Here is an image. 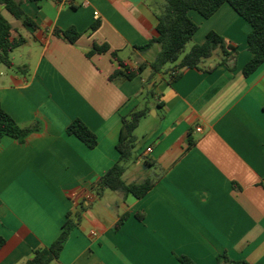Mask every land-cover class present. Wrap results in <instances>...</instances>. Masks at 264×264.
I'll use <instances>...</instances> for the list:
<instances>
[{
  "label": "crops",
  "instance_id": "0c3cea01",
  "mask_svg": "<svg viewBox=\"0 0 264 264\" xmlns=\"http://www.w3.org/2000/svg\"><path fill=\"white\" fill-rule=\"evenodd\" d=\"M162 6L161 0H25L37 26L31 33L0 5L16 35L27 39L12 54L13 68L0 65L2 106L21 127L40 126L24 143L10 136L0 143V264H25L78 212L53 264H178L180 255L216 264L222 254L264 264V63L243 74L252 58L251 26L228 3L210 18L190 11L199 26L193 45L219 33L238 47L235 67L185 69L174 83L157 74L155 94L147 96L143 83L159 46L144 52L135 46L157 36ZM71 27L81 35L74 44L54 34ZM95 44L110 51L88 58ZM111 52L134 69L147 67L133 80L111 81L119 68ZM146 105L137 160L124 178L143 181L151 173L145 161L165 175L141 199L100 189L96 184L119 159L123 117ZM77 118L97 135L95 149L67 133Z\"/></svg>",
  "mask_w": 264,
  "mask_h": 264
},
{
  "label": "trees",
  "instance_id": "16d2710c",
  "mask_svg": "<svg viewBox=\"0 0 264 264\" xmlns=\"http://www.w3.org/2000/svg\"><path fill=\"white\" fill-rule=\"evenodd\" d=\"M25 0H0L14 19L22 22L23 26L31 33L37 28L35 22L23 9ZM38 4L42 0H30ZM228 3L242 16L251 26L248 35L249 50L252 53L251 60L244 66L243 74L248 77L253 74L264 63V0H165L161 11L157 14V36L147 43L135 48L141 52L147 51L155 45L159 51L155 59L148 65L152 75L143 83V89L147 96H154L156 83L153 76L157 74L168 75L169 83L178 81L185 69H197L202 72H211L217 66H226L229 69L235 67L238 47L229 43L222 35L215 31L207 34L204 43L194 44L187 52V46L192 42L194 35L199 29L198 24L190 17V11H196L204 18L213 16L222 5ZM75 8V7H74ZM54 34L62 36L72 44L80 38V33L71 27L66 30L56 29ZM27 43L26 37L16 35V29L12 23L0 13V65L13 68L12 54L14 51ZM110 51L108 45H97L87 52V57L94 54H103ZM112 58L117 62L119 68L110 76V80H133L141 76L147 66L132 68L126 61L118 56L117 52H111ZM217 63L209 65L211 62ZM17 69H21L17 67ZM162 106L163 104H159ZM149 106L136 109L124 116L120 139L116 145L119 153L118 161L101 177L96 186L100 189H109L124 196L132 195L141 199L148 194L154 186L163 178L166 170L156 162L145 161L151 169V173L141 182H128L124 175L129 164L137 160L135 150L137 147L136 130L143 118L149 113ZM40 126L34 124L31 127H21L15 119L4 109L0 98V143L2 138L10 136L20 143L26 141L27 136ZM69 135H75L90 149L98 145L97 135L79 118L75 119L67 127ZM130 213L123 214L116 223L118 230L128 219ZM139 220H144V214H136ZM76 220L68 218L63 225L60 236L48 247L36 249L33 256L25 264H53L60 258L70 235L80 221V212L76 214ZM5 240L0 239V248ZM178 264H196L191 258L177 256ZM216 264H251L246 260H231L226 254L219 255Z\"/></svg>",
  "mask_w": 264,
  "mask_h": 264
},
{
  "label": "rangeland",
  "instance_id": "374dc122",
  "mask_svg": "<svg viewBox=\"0 0 264 264\" xmlns=\"http://www.w3.org/2000/svg\"><path fill=\"white\" fill-rule=\"evenodd\" d=\"M162 1V3L163 4H165V0H161ZM4 13H5V16L12 22V23H19V21L18 20H16V19H14L8 12H6V11H4ZM193 45V43L192 42H190L189 44H188V46H187V49H186V51L188 52L189 50H190V48H191V46ZM130 57H131V55H130ZM131 58H133V60L135 59V57L133 56V57H131ZM144 127V126H143ZM140 131H144V128H142V130H140ZM142 138V137H141Z\"/></svg>",
  "mask_w": 264,
  "mask_h": 264
},
{
  "label": "built area",
  "instance_id": "2783aa9c",
  "mask_svg": "<svg viewBox=\"0 0 264 264\" xmlns=\"http://www.w3.org/2000/svg\"><path fill=\"white\" fill-rule=\"evenodd\" d=\"M65 1H66V2H69V1H71V0H65ZM95 16L98 17V13H95ZM198 130L201 131L202 129L199 128ZM147 152H148V153L151 152V148H148V149H147Z\"/></svg>",
  "mask_w": 264,
  "mask_h": 264
}]
</instances>
